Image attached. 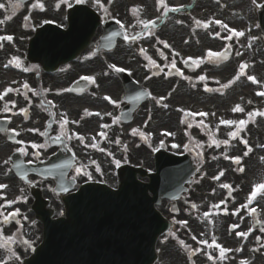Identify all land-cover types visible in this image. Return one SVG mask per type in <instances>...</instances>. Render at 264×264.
I'll list each match as a JSON object with an SVG mask.
<instances>
[{
  "label": "flooded vegetation",
  "instance_id": "1",
  "mask_svg": "<svg viewBox=\"0 0 264 264\" xmlns=\"http://www.w3.org/2000/svg\"><path fill=\"white\" fill-rule=\"evenodd\" d=\"M34 1V0H28L24 3ZM0 3H3L6 5L5 9H0V21H3V23H0V34L1 29H10L13 33H16L18 31V25L20 24V20L22 18V13L20 10L17 9V5L13 3H10L7 0H0ZM68 5L75 3V1H67ZM45 4H48V2H45ZM30 13L31 16L36 17V13L33 12ZM39 15H48L47 12L41 13ZM29 16V18L31 17ZM7 17H11V19H6ZM2 40H0V45H5ZM22 44L20 39H16V41L13 42L12 46H20ZM8 45L11 46V44L8 43ZM13 115L16 116V112H13V114L8 113L5 115V118H10ZM16 123H18V119L14 118L12 122H10V126H14ZM42 126V125H41ZM32 130H36L38 127H40L36 123H32L31 125ZM41 128V127H40ZM0 137L7 138L6 134H0ZM18 140H16V143L10 142V144H7L4 146H0V183H4L10 176L14 178V175L12 173L11 167L9 164L5 163L7 156L11 153V145L15 146L18 141H22L23 143H18L23 146L25 152L24 154L21 153L22 158L25 160H29L26 158V154L28 152V145L32 148V144H40L43 145V140H37L38 136L34 134H27V133H18L17 134ZM45 145V144H44ZM27 146V147H25ZM22 148V147H20ZM37 150L34 152V154H39ZM10 167V168H8ZM12 201L10 207L7 206V202ZM31 201V198L29 197L28 193L25 190L20 191V189L17 188H9V189H0V213H3V215H0V243H1V255H3L4 248H7V251L16 253L14 255L20 256V254L23 253L21 249V243H28L31 239L29 235H32L31 230L29 228H23L26 225L32 224V222L29 220L31 218L32 213L28 209V204ZM11 210L12 213H15L16 210H19L18 215H16L15 219L17 222L10 223V226H6L5 224L9 221L13 220L12 216L8 218V222H3L4 217L7 216L5 211ZM35 233V230H34ZM7 236V238H6ZM11 238V239H9Z\"/></svg>",
  "mask_w": 264,
  "mask_h": 264
},
{
  "label": "snow or ice",
  "instance_id": "2",
  "mask_svg": "<svg viewBox=\"0 0 264 264\" xmlns=\"http://www.w3.org/2000/svg\"><path fill=\"white\" fill-rule=\"evenodd\" d=\"M77 2H82V0H77ZM157 2H158V4H160V5H162V6L164 7L165 13H167V12H169V11H173V12H174V11H179V8H174V7H173V8H169V7L165 4V0H157ZM253 3H256V0H253ZM36 5H38V6L40 7V9L43 10V4H42V3H39V0H36ZM36 5H34V6H36ZM258 6L264 7V5H258ZM5 8H6V5L3 4V3H0V9H5ZM135 11H136V9L134 8V9H133V12H135ZM6 19H11V17H7ZM27 19H29V17H25V20H27ZM0 23H3V21H0ZM149 23H152V22L144 23V28H145V30L148 29V27H149ZM196 23L199 25V24H201L202 22L199 21V20H197ZM215 23H216V24H221V21L216 20ZM222 26L226 27V25H222ZM122 27H123V25H122ZM204 27L207 28V27H208V23H204ZM233 35L239 37V36L244 35V33H243V32H240V31H233ZM4 39H7V40L11 41L13 38H12V36L0 37V40H4ZM124 39H125V40H128L129 37H128V36H125ZM131 39H132V40H135L136 37L133 36V37H131ZM165 47H168V45L165 44ZM219 55H220V53H217V52H213V51H209V52H208V56H210V57H216V56H219ZM13 61L15 62V66H16V67H20L21 62H20V60H19L18 58H15V57H14V58H13ZM193 62H194V63H198V61H193ZM7 66H8V65H5V67H7ZM172 66H173V68H174V67H175V63H173ZM109 67H110V68H113L116 72H123V71H125V69H123V68H119V67H117L116 65H109ZM246 67H247L246 64H242V65L240 66L239 73H238L237 76L235 77L236 80H238V79L240 78V76L245 75V69H246ZM24 71H28V69L25 68ZM247 78H248L250 81H252V83H257V80L255 79V77L249 75ZM82 79L85 80V81L94 82V78H93V77H90V76L82 77ZM199 79H200V80H204L205 77H204V76H200ZM229 83H232V81H230ZM228 86H229L228 84L223 85V87H228ZM24 87L27 88L28 85L25 84ZM207 90L211 91V89H207ZM11 91H14V90H13L12 88H8V89H6L3 93H0V99H3L4 96H6V95H7L9 92H11ZM66 91H67V90H66ZM259 94H260V95H264V93H259ZM142 95H143L142 93L137 94V95L134 96L132 99H133V100H138V99L141 98ZM105 99H106V100H110L109 97H105ZM154 99H155V98H154ZM161 99H163V98H161ZM110 102H111L112 104H115V105L118 106V102H117V101H115V100H110ZM157 102L159 103V101H157ZM13 106H15V105H14V102H13ZM165 106H166V105H165ZM5 110H7V108H6ZM86 111H87V110H86ZM233 111H234V112H243L244 109H243L240 105H237V106L233 109ZM89 114H91V113H89ZM97 115H99V113H97ZM193 115H194V114H193ZM200 115H201V116H206L207 113H200ZM256 115H258V116H264V112L249 113V116H256ZM63 123L66 124V123H68V121L65 119V120L63 121ZM221 123H222V124H225V125H233V124H235L236 122H235V121H232V120H222ZM245 123H246V122L243 121V120L239 121V124H240L241 126L244 125ZM62 126H63V125H62ZM105 127H106V126H105ZM237 134H238V133H231V135H233V136H235V135H237ZM133 135H135V130H133ZM78 138H79V137H78ZM60 141H61V137H60V136H56V137L54 138V141H53V142H54V143H58V142H60ZM18 143H23V142H22V141H18ZM244 143L246 144L247 142L244 141ZM42 147H44V145H40V144H32V148H34V149H35V148H42ZM173 147H177V145H173ZM250 150H251V149H249V151H250ZM20 152H21L22 154H24L25 150H24L23 148H21V149H20ZM247 154H248V153L245 152V155H247ZM235 162H236L237 164H239V163H240V158H238V157L235 158ZM116 164H117V166H119L120 162H119V161H116ZM68 166H69V165L65 164V165H53L52 167H53V169H56V168H60V167H68ZM16 167H21V165L18 164V165H16ZM97 170H99V169H97ZM240 170L243 171L242 168H241ZM76 171H77V173L79 174L82 170H81L80 168H77ZM222 174H223V173H221V175H222ZM84 175H89V174H88L87 172H85ZM90 178H91V177L89 176V179H90ZM74 179H75V178L73 177V180H74ZM217 179H218V177H217ZM4 187H6V186H5V185H0V188H4ZM222 187H223V188H228L229 185L224 184V185H222ZM64 190L67 191L66 188H65ZM258 194H264V184H257V185H255V186L253 187V190L251 191L250 196H249V199H248V203L251 204L252 201L257 197ZM12 203H13L12 201L7 202V206L10 207ZM246 206H247V205H245L244 207H246ZM193 207H195V205H193ZM252 212H255V209H252ZM18 213H19V210H16L15 213H12V214H10V215L12 216L13 219H15V217H16V215H18ZM0 215H3V213H0ZM3 222H5V223L8 222V217H7V216L4 217ZM261 231H264V227L261 228ZM237 235H238V236H242V237H247V236H248V233H247V232H238ZM9 239H11V238H9ZM193 239H195V237H193ZM257 240H259V237H257ZM202 243L207 244L208 242H207V241H202ZM212 243L215 244V246H216L217 248L220 249V254H221V256H223L224 253H225L226 251H228V249H225V248L221 247L219 244H216V242H215V238H213ZM0 246H2V245H0ZM209 246H211V245H209ZM16 259H19V257H16ZM209 259H211V256L209 257ZM0 264H5V262H0ZM241 264H244V261H241Z\"/></svg>",
  "mask_w": 264,
  "mask_h": 264
},
{
  "label": "water",
  "instance_id": "3",
  "mask_svg": "<svg viewBox=\"0 0 264 264\" xmlns=\"http://www.w3.org/2000/svg\"><path fill=\"white\" fill-rule=\"evenodd\" d=\"M48 236H49L50 239L55 238V236L52 233H49ZM64 250H65V246L63 244H60L59 247L52 246L51 240H48V255L42 254L40 257L42 259H45L47 257L48 258V264H49L51 259L56 258V257L60 258L62 256V253H63ZM37 261L38 260L36 259V261H34V262L30 263V264H38Z\"/></svg>",
  "mask_w": 264,
  "mask_h": 264
}]
</instances>
